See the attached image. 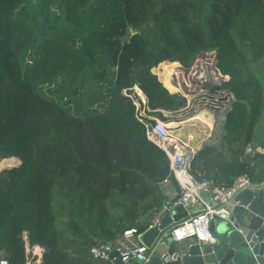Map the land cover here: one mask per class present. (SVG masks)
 Instances as JSON below:
<instances>
[{
	"label": "trees",
	"instance_id": "1",
	"mask_svg": "<svg viewBox=\"0 0 264 264\" xmlns=\"http://www.w3.org/2000/svg\"><path fill=\"white\" fill-rule=\"evenodd\" d=\"M204 50L233 97L192 172L262 183L264 128L247 145L264 113V0H0V160L20 161L0 169V258L25 263V230L42 264H115L90 248L148 228L170 171L122 88L138 83L154 114L174 111L183 95L152 68L190 67Z\"/></svg>",
	"mask_w": 264,
	"mask_h": 264
},
{
	"label": "built area",
	"instance_id": "2",
	"mask_svg": "<svg viewBox=\"0 0 264 264\" xmlns=\"http://www.w3.org/2000/svg\"><path fill=\"white\" fill-rule=\"evenodd\" d=\"M206 82L209 80H196L194 89H204ZM210 83L213 85L209 90L214 92L216 90L213 88L214 83ZM122 93L130 97L134 104L135 116L144 123L147 138L160 146L169 159L170 171L160 181V189L165 196L164 202L152 219V223H155L165 210L182 204L187 210V215L171 226L170 234L178 239L184 237H194L204 241L210 239V222L213 219L228 217L230 207L239 202L236 195L241 190L253 188L257 184L246 174L238 175L230 185H211L208 179L196 178L192 172L195 149L181 136L170 131L166 122V114L163 113L170 110H162V115L154 114L152 111L155 109L147 104L146 94L138 83L122 88ZM184 96L186 101L183 104H187L188 96L185 94ZM172 175L175 181H173ZM174 182L177 188L174 186ZM203 191L208 193L211 201L202 196ZM193 203L199 205L200 208L193 209ZM136 233L135 227L128 228L123 232L122 237L114 243L105 242L93 245L90 250L94 256L104 259H110V252L116 250L121 261L125 264H129L133 258L145 259L147 247L138 240ZM22 239L26 255L24 264H42L44 246L30 243L25 230L22 231ZM0 264H8V260L1 257Z\"/></svg>",
	"mask_w": 264,
	"mask_h": 264
},
{
	"label": "water",
	"instance_id": "3",
	"mask_svg": "<svg viewBox=\"0 0 264 264\" xmlns=\"http://www.w3.org/2000/svg\"><path fill=\"white\" fill-rule=\"evenodd\" d=\"M130 33L127 26L121 41H127ZM227 77L224 75L222 80ZM225 91L233 97L230 91ZM184 101L183 95L180 106ZM246 157L248 154L242 158ZM172 179L175 181L173 175ZM236 199L241 208L228 217L213 219L209 224L211 238L205 241L173 237L171 226L186 216L187 210L182 204L165 210L155 223L138 234V240L147 247L146 258L129 264H264V181L241 190ZM109 258L115 264H125L116 250L110 252Z\"/></svg>",
	"mask_w": 264,
	"mask_h": 264
},
{
	"label": "rangeland",
	"instance_id": "4",
	"mask_svg": "<svg viewBox=\"0 0 264 264\" xmlns=\"http://www.w3.org/2000/svg\"><path fill=\"white\" fill-rule=\"evenodd\" d=\"M209 51L210 50L199 52L196 55L197 57L194 63L190 67H182L172 62L169 63L165 62L162 64V67L159 69V72L163 74V77H164V72L166 73L169 70L170 84L178 88L179 92L182 95L185 94L188 96L187 104H182L181 106H179L178 109L174 111L172 110H170L169 112L164 111L163 113L166 114L167 117L166 122L168 121V118H174V119L180 118L185 121L183 122L182 130H181L182 132H179L178 134L181 135V138H183L185 141L187 140L190 141L191 144H195L196 142H199L200 138H203L207 134L212 133L211 130L214 126L215 119L221 116L223 106L225 105L226 101L229 98L228 92L221 89L220 87L218 90H215L214 92L209 90L213 85L210 83V81L212 82L213 79L211 77L210 71L208 70L213 59L212 56L213 52L212 51L209 52ZM255 63L257 64V66H259L261 70H264V57L260 58ZM159 79L162 80L161 78ZM199 79H207L209 80V82L205 83L204 89L195 90L194 88H196L195 87L196 80ZM219 84H221V82ZM204 109L207 110L206 117L208 116V121L210 125H206L202 121L194 117L198 111H202ZM263 128H264V113L254 130L252 141L255 144L261 138V130ZM8 158L9 157L2 158L1 160ZM4 167H8V166H4Z\"/></svg>",
	"mask_w": 264,
	"mask_h": 264
},
{
	"label": "crops",
	"instance_id": "5",
	"mask_svg": "<svg viewBox=\"0 0 264 264\" xmlns=\"http://www.w3.org/2000/svg\"><path fill=\"white\" fill-rule=\"evenodd\" d=\"M161 111L162 110H166L165 108H162V109H160ZM199 113V115H200V118H201V120L203 121V122H205L206 123V125H210V123H209V121H208V116L206 117V114H207V112H203V111H199L198 112ZM215 124V123H214ZM214 127V126H213ZM182 132V131H181ZM211 132H213V128H212V130H211ZM212 134V133H211ZM211 134H207L205 137H209ZM205 137H203V139L202 138H200V140H199V142H196L195 144H191L190 143V141H188V143L195 149V152H196V150L198 149V147L204 142L203 140L205 139ZM202 139V140H201ZM261 139V138H260ZM259 139V140H260ZM258 140V141H259ZM257 141V142H258ZM201 142V143H200ZM257 142H256V144H257ZM196 145V146H195ZM253 145H255V143L252 141L251 143H249L248 145H247V150L249 151V150H253ZM197 147V148H196ZM201 147V146H200ZM11 157H17V156H11ZM18 159H20L19 157H17ZM9 161H12V160H9ZM13 162V164H18L20 161H18V162H14V161H12ZM174 186H176V184H175V182H174ZM176 188H177V186H176ZM164 195V194H163ZM202 196L205 198V199H207L208 201H211V199H210V197H209V195H208V193L207 192H205V191H203L202 192ZM164 198H165V196H164ZM192 207H193V209H197V208H200L199 207V205H197L196 203H193L192 204ZM241 208V205H240V203L238 202V203H236V204H234V205H232L231 207H230V210L228 211L230 214H232V213H235L237 210H239ZM138 259L137 258H133V259H131V261H130V263H133V262H135V261H137Z\"/></svg>",
	"mask_w": 264,
	"mask_h": 264
},
{
	"label": "bare ground",
	"instance_id": "6",
	"mask_svg": "<svg viewBox=\"0 0 264 264\" xmlns=\"http://www.w3.org/2000/svg\"><path fill=\"white\" fill-rule=\"evenodd\" d=\"M200 52H202V51H200ZM169 63V62H173V61H168V60H166V61H163V62H160L157 66H155V67H153L152 68V71L154 72V73H156L155 72V69L156 68H161L162 67V63ZM180 63V62H179ZM217 71L219 72V74H220V78H221V80H222V77L224 76L223 74H221L220 73V71L218 70V68H217ZM157 74V73H156ZM158 75V74H157ZM159 76V75H158ZM159 78H160V76H159ZM201 80V79H200ZM162 81V80H161ZM163 82V81H162ZM211 82V81H210ZM163 84H164V82H163ZM165 85V84H164ZM217 85H219V84H217ZM166 86V85H165ZM216 86V85H215ZM214 86V87H215ZM167 87V86H166ZM168 88V87H167ZM169 89V88H168ZM170 90V89H169ZM199 112V111H198ZM196 113L195 114V118H197V119H199L200 121H202L201 120V118H200V115H199V113ZM193 117V116H192ZM185 119V118H184ZM183 122H185L184 120H182V119H180V118H169V127H170V131L172 132V133H174V134H177V135H179L178 133L179 132H181V130H182V126H183ZM203 122V121H202ZM204 124H206L205 122H203ZM215 123V122H214ZM189 124H190V122H189ZM193 124V123H192ZM186 126V125H185ZM193 127V126H192ZM179 136H181V135H179ZM208 136V135H207ZM206 138V137H205ZM199 139V138H198ZM203 139V138H202ZM201 139V140H202ZM184 140V139H183ZM185 141V140H184ZM204 141V140H203ZM186 142H188V141H186ZM201 143V142H200ZM196 146V145H195ZM195 148V147H194ZM197 148V147H196ZM11 164H13V162L12 161H9V160H1L0 161V169H2V167H4V166H9V165H11Z\"/></svg>",
	"mask_w": 264,
	"mask_h": 264
},
{
	"label": "clouds",
	"instance_id": "7",
	"mask_svg": "<svg viewBox=\"0 0 264 264\" xmlns=\"http://www.w3.org/2000/svg\"><path fill=\"white\" fill-rule=\"evenodd\" d=\"M205 51V50H204ZM198 54V53H197ZM220 85V84H219Z\"/></svg>",
	"mask_w": 264,
	"mask_h": 264
}]
</instances>
